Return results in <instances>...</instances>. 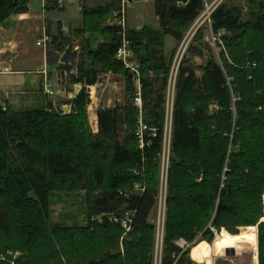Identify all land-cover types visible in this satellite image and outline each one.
I'll return each instance as SVG.
<instances>
[{
    "label": "trees",
    "instance_id": "16d2710c",
    "mask_svg": "<svg viewBox=\"0 0 264 264\" xmlns=\"http://www.w3.org/2000/svg\"><path fill=\"white\" fill-rule=\"evenodd\" d=\"M153 1L160 29L128 31L141 64L143 148L137 136L139 109L133 104L101 109L99 132L90 130L87 87L105 72L122 73L131 91L134 86L131 73L116 59L121 28H103L109 9L85 12L96 18L86 19L81 33L110 32L113 38L96 49L87 47L81 56L70 81L85 87L70 114L52 104L49 109H4L0 99V253L23 251L19 264H154L155 227L149 218L159 192L163 91L170 70L164 39L171 36L180 43L205 3ZM29 2L0 0V25L29 12ZM259 7L244 21L242 9L221 3L212 22L215 32L227 33L224 68L209 60L201 77L185 64L180 69L162 264L188 263L191 251L178 246L179 240L193 244L200 237L213 244L215 230L239 236L243 226L258 228V264H264V0ZM213 103L219 107L216 113L210 112ZM138 182L145 188L130 191ZM84 185L97 193L86 201V227L53 226L51 195ZM127 213L131 230L120 249Z\"/></svg>",
    "mask_w": 264,
    "mask_h": 264
},
{
    "label": "rangeland",
    "instance_id": "374dc122",
    "mask_svg": "<svg viewBox=\"0 0 264 264\" xmlns=\"http://www.w3.org/2000/svg\"><path fill=\"white\" fill-rule=\"evenodd\" d=\"M113 2V0H93V5H101L108 4ZM226 3L229 6H236L242 9L243 12V20L247 21L251 14L258 13L260 10V3L262 0H209V3ZM65 4V2H64ZM122 0H119V8H121ZM42 0H30L29 2V12L36 17L44 16V11L42 9ZM115 9V10H114ZM112 9L109 15L107 23L110 24L114 21V12L118 9ZM88 11V10H87ZM14 16V15H13ZM105 16V17H106ZM12 17V16H11ZM10 17V18H11ZM41 17V19H42ZM9 18V19H10ZM8 19V20H9ZM6 21L3 26L7 27L11 24L9 23L11 20ZM43 20V19H42ZM198 19L191 24L184 32V37L182 41L189 35L192 29H196L197 26L203 22V20L199 21L196 25ZM53 22V21H52ZM53 24V23H52ZM55 24V23H54ZM127 25L128 27L137 29L139 25H144L151 27L154 30H159L160 27L159 19L156 16L154 10V2H134L129 5L127 12ZM57 25H52L53 30L55 31ZM33 25L25 24L23 35H26V38L30 46V42L37 41L40 37L35 33L36 30L40 29V23L35 22L34 32ZM36 29V30H35ZM30 34V35H29ZM77 35L73 31L69 32L68 37L64 39V49L68 48V54L64 55V58H70L71 54L69 52H73L75 48L78 46V50L84 51L86 48V43L92 40V44L94 47L97 43L104 40L102 35H98L97 37H93L85 35ZM89 34V33H88ZM227 34V33H226ZM29 35V36H28ZM53 36V35H52ZM32 37L33 39L30 40ZM191 39V40H190ZM165 54L170 61V70L168 81L164 88L165 93V141L163 145V151L160 156V178H159V189H158V198L157 205L153 210L149 222L155 227V250L153 253L154 264H162V259L164 256V238H165V227L167 220V201L169 194V171H170V163L172 157V122H173V112L176 98V85L179 77V72L182 65H187L191 68H194L198 77L202 76L201 68L207 64L209 60H214L217 64L224 68V61L222 53H225V50L221 48V46H214L211 40V34L208 30L206 24H204L201 29L197 32L194 37H190V42L186 44L184 48H180L182 45V41L179 43L173 39L171 36L165 37ZM57 44H51L47 47V51L51 50V54H55ZM67 62V61H66ZM65 62V63H66ZM139 62V61H138ZM140 63V62H139ZM68 65V62L66 63ZM130 72V71H129ZM64 75V73H63ZM150 79L155 78L153 74H150ZM132 77V76H131ZM162 77V76H161ZM160 77V78H161ZM28 80L30 82V76H28ZM100 80L95 88L91 89L93 91V99L91 96V103L88 107V116H89V125L92 133L97 134L99 132L98 127V119H97V111L106 108H115L119 106H127L128 104H133L135 108V98L136 94L139 90V86L142 87V104L145 106L144 98H143V83H142V72H141V83L140 85L136 82L132 77L133 90L131 91L127 84L126 76L122 73H113V72H105L101 73L99 76ZM68 78L64 77V81H67ZM231 81V80H230ZM231 84V83H230ZM28 90L31 89L30 84L27 86ZM163 88V83L157 84L156 89L161 91ZM232 89V86H231ZM49 93V92H48ZM32 98V97H31ZM4 100V97H1V100ZM41 98H35V100L31 101V105L22 103L20 105L14 104L8 106V104H2L4 109L7 107L12 110L20 111V110H29L35 109V107H41L43 101ZM65 102L64 100H58L57 104ZM44 105V104H43ZM16 107V108H15ZM59 109V108H58ZM138 109V108H137ZM219 110V107L216 103L211 104L210 112L216 113ZM59 112L63 113L60 109ZM139 121L143 120L144 113L141 114L139 111ZM140 125V123H139ZM123 135H121V138ZM145 188V186L141 183H135L134 187L130 189L133 192H140V189ZM129 191V190H127ZM97 194V193H94ZM93 193H90V189L84 185L78 191L70 193V192H56L51 195V223L54 226H62V227H70V228H83L87 225V209H86V201L89 195L93 196ZM263 222V221H262ZM253 228V229H252ZM257 227H239V236H233L229 233L225 228L222 229L221 232H215V239L213 244H209L206 241H201V238H197V240L193 244H187L185 240H179L176 242L178 246H180L184 251L190 249L191 254L187 259V264H249L250 259L246 258L247 253H243L242 256L230 255L229 250L225 248L226 243L223 242L226 239H243V235L249 232L257 233ZM126 233L121 239V247L123 239L127 235ZM224 233L228 234V237L223 236ZM242 233V234H241ZM231 234V235H230ZM259 238V235H258ZM194 245V246H193ZM25 253L23 251H7L6 253H0V261L8 262V264H19ZM246 256V257H245ZM257 256L259 259V245ZM242 257V258H241ZM248 262V263H247Z\"/></svg>",
    "mask_w": 264,
    "mask_h": 264
},
{
    "label": "crops",
    "instance_id": "0c3cea01",
    "mask_svg": "<svg viewBox=\"0 0 264 264\" xmlns=\"http://www.w3.org/2000/svg\"><path fill=\"white\" fill-rule=\"evenodd\" d=\"M92 1L65 0V4L59 7L53 1L44 5L42 0L43 17H36L27 12L12 16L9 19L11 24L8 27L7 25L3 26L4 23L0 25V99L2 96L4 97V100H1L2 104H8L10 107L16 102L18 105L22 103L31 105L32 100L41 98L44 105L42 104L40 108L36 106L35 109H49L52 104V108L60 109L64 114H70L73 111L72 101L77 98L85 85L71 83L70 77L77 75L80 58L83 57L87 47L96 49L100 44L109 42L113 38V34L110 32L85 34L93 37L102 35L104 40L97 43L95 47L92 44V40L88 41L83 52L78 50L77 46L73 52H69L71 56L68 59L64 58V55L68 54V48H63L64 39L68 37L71 31L77 35H84L80 30L84 27L85 20L88 18L94 20L96 18L95 16L86 15L85 12L87 10L109 9L111 13L115 10L114 8H119V0H113V2L108 4L98 6L93 5ZM112 9L114 10L112 11ZM107 21L104 22L103 28L105 26L114 27V21L110 24ZM35 22L40 23V29H35V33L37 36L40 35V37L36 42H30L29 46L27 41L29 37L26 38V35H23V28L25 24H31L33 25L31 30L33 33ZM52 25H57L55 31ZM145 27L148 26L139 25L137 29L131 27L129 29L140 31ZM44 33H48L52 37V44L58 43V46L61 44L60 48L57 46L55 54H51V50L47 51V49L37 46L38 40ZM30 38V40L33 39L32 37ZM66 61L68 65H66ZM28 76H30V82ZM64 77L68 78V80L64 81ZM28 84H30V90L27 89ZM95 86L87 87L90 98L93 95V91L90 90L95 88ZM58 100H64L65 102L57 104Z\"/></svg>",
    "mask_w": 264,
    "mask_h": 264
},
{
    "label": "built area",
    "instance_id": "2783aa9c",
    "mask_svg": "<svg viewBox=\"0 0 264 264\" xmlns=\"http://www.w3.org/2000/svg\"><path fill=\"white\" fill-rule=\"evenodd\" d=\"M53 1L55 2L59 7L64 5L65 0H43L44 5H46L48 2ZM153 0H122L121 8L118 9L116 12H114V26L119 29L121 28V38H122V45L120 49L117 51L116 59L124 64L127 70L130 71L133 79L138 82L140 85L141 83V64L136 59L134 50H133V44L131 40L128 38V31L129 27L127 25V12L129 5H131L134 2H144L148 3ZM204 10L201 12L200 16L198 17V21L196 22V25L199 23V21L203 20L202 23H200L196 29H192L189 33V35L182 41V45L180 48H184L187 43L190 42L189 38L192 36L194 37L197 32L201 29V27L206 24L208 27V30L211 34V40L214 46H221L223 50H225L224 45V36L226 35V31H220L215 32L213 28V22H212V14L216 10V8L221 4V2L218 3H209V0H204ZM179 6L185 5L184 2L180 1L178 3ZM53 42L52 37L48 33H44L41 38L37 42V46L43 47L47 49L49 45H51ZM256 66V65H254ZM135 105L139 109V111L144 113V106L142 104V87L139 86V90L136 94L135 98ZM147 130V127L145 126L143 120L140 121L139 130L137 132V136L140 138V147L143 148V138H144V132ZM142 190V189H140ZM131 215L129 213L126 214V216L123 218L122 225L123 228L127 231L131 230Z\"/></svg>",
    "mask_w": 264,
    "mask_h": 264
},
{
    "label": "bare ground",
    "instance_id": "6f19581e",
    "mask_svg": "<svg viewBox=\"0 0 264 264\" xmlns=\"http://www.w3.org/2000/svg\"><path fill=\"white\" fill-rule=\"evenodd\" d=\"M223 236L228 237L227 233H224ZM226 243L225 248L229 250L230 255L242 256L243 253H247V257L249 258V264H258V234L255 232H249L243 235V239H226L223 241ZM242 258V257H241ZM248 263V262H247Z\"/></svg>",
    "mask_w": 264,
    "mask_h": 264
}]
</instances>
